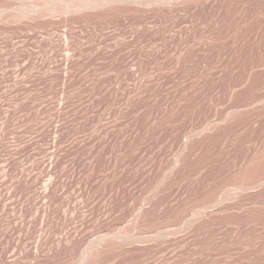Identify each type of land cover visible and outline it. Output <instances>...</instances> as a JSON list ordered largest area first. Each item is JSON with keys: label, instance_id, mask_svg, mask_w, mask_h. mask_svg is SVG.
I'll return each instance as SVG.
<instances>
[{"label": "rangeland", "instance_id": "obj_1", "mask_svg": "<svg viewBox=\"0 0 264 264\" xmlns=\"http://www.w3.org/2000/svg\"><path fill=\"white\" fill-rule=\"evenodd\" d=\"M159 1L0 0V264H262L264 0Z\"/></svg>", "mask_w": 264, "mask_h": 264}, {"label": "bare ground", "instance_id": "obj_2", "mask_svg": "<svg viewBox=\"0 0 264 264\" xmlns=\"http://www.w3.org/2000/svg\"><path fill=\"white\" fill-rule=\"evenodd\" d=\"M183 1H185V0H183ZM144 2V1H143ZM151 2V1H150ZM159 2H162L161 0L159 1ZM164 2V1H163ZM162 2V3H163ZM151 3H153V2H151ZM155 3V2H154ZM165 3V2H164ZM157 4H159V3H157ZM161 4V3H160ZM182 4V3H181ZM115 10V9H114ZM256 99V98H255ZM253 103V102H252ZM253 104H255V103H253ZM255 161V160H254ZM259 162V161H258ZM248 164V163H247ZM246 164V167H248V165ZM256 165V164H255ZM260 166V165H259ZM255 168V167H254ZM245 170H246V168H245ZM246 174V173H245ZM249 175V174H248ZM244 176V175H243ZM248 177V176H247ZM260 178V177H259ZM241 179V178H240ZM244 180V179H243ZM250 180V179H249ZM242 182V181H241ZM236 183V182H235ZM257 183V182H256ZM241 184V183H240ZM235 185H237V184H235ZM242 185V184H241ZM256 185V184H255ZM242 187V186H241ZM245 187V186H244ZM243 187V188H244ZM248 187V186H247ZM242 188V189H243ZM239 189H241V188H239ZM248 189H249V187H248ZM246 190V189H245ZM262 212V211H261ZM212 213V212H211ZM210 213V214H211ZM262 223V222H261ZM264 223V222H263ZM262 225V224H261ZM259 233H261V232H259ZM262 238V237H261ZM101 251V250H100ZM260 251V250H259ZM262 252H264V248H263V251ZM262 252H260V254H262ZM260 256V255H259ZM262 256L264 257V255L262 254ZM263 257H259V260H262V258ZM263 262H264V260H263ZM263 262H261L262 264H263ZM258 263H260V261L258 262Z\"/></svg>", "mask_w": 264, "mask_h": 264}]
</instances>
